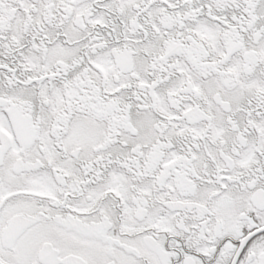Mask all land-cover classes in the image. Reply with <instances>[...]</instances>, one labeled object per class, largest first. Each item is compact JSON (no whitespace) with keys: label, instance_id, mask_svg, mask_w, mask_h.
Here are the masks:
<instances>
[{"label":"snow or ice","instance_id":"snow-or-ice-1","mask_svg":"<svg viewBox=\"0 0 264 264\" xmlns=\"http://www.w3.org/2000/svg\"><path fill=\"white\" fill-rule=\"evenodd\" d=\"M0 264H264V0H0Z\"/></svg>","mask_w":264,"mask_h":264}]
</instances>
